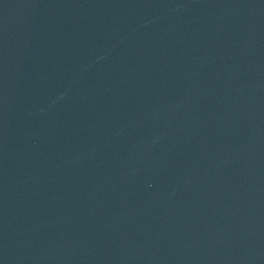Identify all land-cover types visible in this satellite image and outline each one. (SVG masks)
<instances>
[{"label":"water","instance_id":"1","mask_svg":"<svg viewBox=\"0 0 264 264\" xmlns=\"http://www.w3.org/2000/svg\"><path fill=\"white\" fill-rule=\"evenodd\" d=\"M0 264H264V0H0Z\"/></svg>","mask_w":264,"mask_h":264}]
</instances>
